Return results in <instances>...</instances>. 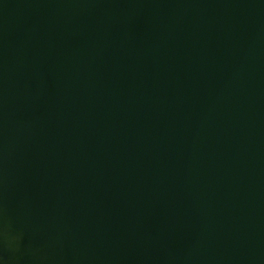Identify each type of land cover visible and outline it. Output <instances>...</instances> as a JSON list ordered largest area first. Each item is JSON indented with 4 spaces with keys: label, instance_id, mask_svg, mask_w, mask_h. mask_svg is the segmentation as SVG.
<instances>
[{
    "label": "water",
    "instance_id": "obj_1",
    "mask_svg": "<svg viewBox=\"0 0 264 264\" xmlns=\"http://www.w3.org/2000/svg\"><path fill=\"white\" fill-rule=\"evenodd\" d=\"M4 264H264V0H0Z\"/></svg>",
    "mask_w": 264,
    "mask_h": 264
},
{
    "label": "clouds",
    "instance_id": "obj_2",
    "mask_svg": "<svg viewBox=\"0 0 264 264\" xmlns=\"http://www.w3.org/2000/svg\"><path fill=\"white\" fill-rule=\"evenodd\" d=\"M0 264H4V262L2 260H0Z\"/></svg>",
    "mask_w": 264,
    "mask_h": 264
}]
</instances>
